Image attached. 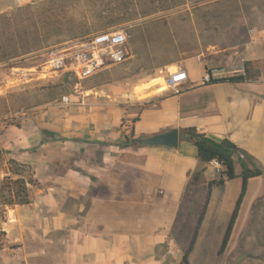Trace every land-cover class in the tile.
Returning a JSON list of instances; mask_svg holds the SVG:
<instances>
[{
    "label": "crops",
    "instance_id": "0c3cea01",
    "mask_svg": "<svg viewBox=\"0 0 264 264\" xmlns=\"http://www.w3.org/2000/svg\"><path fill=\"white\" fill-rule=\"evenodd\" d=\"M34 1L0 0V14ZM235 53L239 65L183 68L172 62L133 79L88 85L87 125L53 131L64 142H19L24 154L15 159L32 167L37 184L31 187V204L7 208L0 221L6 232L0 264H172L157 248L167 246L172 253L179 243L192 244L190 228L181 236L175 230L193 174L207 167V184L216 178L208 176L213 165L199 163L182 130L196 127L217 140L229 139L264 169V30L256 26ZM245 61L258 62V81L202 83L208 71L214 78L242 73ZM197 68L203 71L194 79ZM180 69L190 80L176 93L164 87V79ZM8 77L7 72L1 92ZM132 116L138 118L132 120L133 136ZM174 128L180 131L177 149L140 143ZM239 161L237 156L236 168Z\"/></svg>",
    "mask_w": 264,
    "mask_h": 264
},
{
    "label": "rangeland",
    "instance_id": "374dc122",
    "mask_svg": "<svg viewBox=\"0 0 264 264\" xmlns=\"http://www.w3.org/2000/svg\"><path fill=\"white\" fill-rule=\"evenodd\" d=\"M83 2L87 4V0ZM256 26L264 30V0H203L197 5L196 2L189 3L135 22L94 31L90 35L124 30L130 37L129 56L126 62L106 67L84 80L83 95L70 85L62 97L52 98L54 85L64 75L51 73L47 67L41 66L45 49L79 42L83 36L66 39L56 34L47 47L11 63L0 64V86H3L7 72L10 76L8 88L0 91V184L8 171L9 159L24 154L19 150V142H64L63 136L55 135L53 131L87 125L88 85L121 82L127 75L133 79L137 74L151 72L167 62L183 68V65H208L213 69L239 65L241 57L237 58L235 50H242ZM201 71L194 69L193 78H197ZM23 73L27 77L21 78ZM69 75L70 80L76 83L77 79ZM65 96L70 97V103L63 101ZM135 117L128 118L129 131L133 130L131 125ZM129 134L132 135V132ZM182 139L186 138L182 136ZM188 142L195 148L192 141ZM244 161L250 164L248 159ZM199 163L203 165L200 160ZM238 164L242 166L241 160ZM239 165L238 172L241 171ZM207 173L208 176L218 177L213 166L208 168ZM205 177L204 174L200 182L189 187L187 199L180 206L175 230V234L181 236L185 229L190 228V235L195 236L199 227L196 235H199L198 245L195 243L189 254L191 264H264V179L250 180L247 200L223 251L225 237L242 193L243 179L237 178L223 187L214 186L211 189ZM7 212V209H0V221H5ZM188 247L179 243L173 247L172 253L167 246L158 247L157 253L167 257L172 264H183Z\"/></svg>",
    "mask_w": 264,
    "mask_h": 264
},
{
    "label": "trees",
    "instance_id": "16d2710c",
    "mask_svg": "<svg viewBox=\"0 0 264 264\" xmlns=\"http://www.w3.org/2000/svg\"><path fill=\"white\" fill-rule=\"evenodd\" d=\"M36 0L24 6L17 7L0 14V64L11 63L30 53H34L48 46L56 34L66 39L82 37L83 39L97 30H106L124 23L153 15L165 10L177 9L189 3L196 5L203 0ZM86 5V6H84ZM134 36V32L132 34ZM167 62L163 65L171 64ZM212 72V71H208ZM262 74V69L256 61H245L244 71L231 76L212 78L209 83H248L256 82ZM70 75H64L60 82L54 85L52 98L62 97L67 93L70 85ZM86 81V80H85ZM138 118L134 119L137 122ZM133 127V126H132ZM134 129L132 130V136ZM182 136L192 141L197 149V155L203 165H209L218 160L223 171L209 182L210 188L223 186L237 178L243 179L242 193L225 237L223 251L226 249L235 228L248 183L251 179L264 175V169L254 159L229 139L217 140L196 127L182 130ZM128 141L130 136H126ZM139 139H133L138 141ZM240 155H244V158ZM240 157L242 172L236 168V157ZM242 158V159H241ZM248 159L250 164L246 161ZM207 167L196 171L192 183L201 181ZM37 184L35 173L29 164L9 159L8 171L0 184V209L25 206L31 204V187ZM183 256V264H191L189 254L192 252L198 233ZM6 242V232L0 230V251Z\"/></svg>",
    "mask_w": 264,
    "mask_h": 264
},
{
    "label": "built area",
    "instance_id": "2783aa9c",
    "mask_svg": "<svg viewBox=\"0 0 264 264\" xmlns=\"http://www.w3.org/2000/svg\"><path fill=\"white\" fill-rule=\"evenodd\" d=\"M129 42L130 37L124 30L101 31L89 35L79 42H70L45 49L42 52L43 61L41 66L47 67L51 73L73 75L77 79L74 85L75 91L83 95L85 93L82 86L84 80L94 76L106 67L119 65L127 61ZM29 76H32V74ZM25 77H27V74L23 73L21 78ZM213 77L212 72H207L202 83H209ZM189 80L188 72L180 69L174 73H169L165 77L164 83L168 89L179 93ZM63 101L70 103L71 99L65 96ZM211 164L215 167L219 176L223 171L222 164L218 160H213Z\"/></svg>",
    "mask_w": 264,
    "mask_h": 264
},
{
    "label": "water",
    "instance_id": "95a60500",
    "mask_svg": "<svg viewBox=\"0 0 264 264\" xmlns=\"http://www.w3.org/2000/svg\"><path fill=\"white\" fill-rule=\"evenodd\" d=\"M140 143L149 147L165 146L177 149L180 143V131L179 129L174 128L164 133L142 138L140 139Z\"/></svg>",
    "mask_w": 264,
    "mask_h": 264
}]
</instances>
